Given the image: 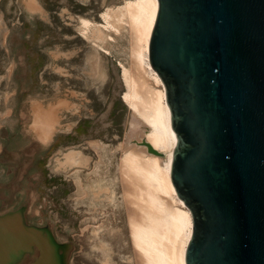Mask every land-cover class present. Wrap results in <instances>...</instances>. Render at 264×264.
<instances>
[{
    "label": "water",
    "instance_id": "obj_1",
    "mask_svg": "<svg viewBox=\"0 0 264 264\" xmlns=\"http://www.w3.org/2000/svg\"><path fill=\"white\" fill-rule=\"evenodd\" d=\"M150 62L191 210L187 264H264V0H158Z\"/></svg>",
    "mask_w": 264,
    "mask_h": 264
},
{
    "label": "rangeland",
    "instance_id": "obj_2",
    "mask_svg": "<svg viewBox=\"0 0 264 264\" xmlns=\"http://www.w3.org/2000/svg\"><path fill=\"white\" fill-rule=\"evenodd\" d=\"M118 1L0 0V221L19 220L25 231L50 241L56 257H65L66 264H104L85 230V219L96 214L74 205L76 189L65 154L73 147L95 160L89 142L99 140L114 148L124 142L131 127L119 60L115 53L85 42L76 28L80 17L100 21L104 6ZM88 57L101 59L99 87L86 74L91 73ZM59 91L63 98L68 92L77 95L73 102L78 103L79 114L63 123H71V132L41 142L39 134L53 127ZM61 147L64 154L59 160ZM88 168L81 171L85 174ZM117 198L115 215L103 210L96 218L111 220L113 232L121 231L119 241L111 237L114 264H134L129 260L133 246L127 211L120 194ZM21 240L15 256L3 264H15L28 247L37 245ZM28 264L36 261L29 257Z\"/></svg>",
    "mask_w": 264,
    "mask_h": 264
},
{
    "label": "bare ground",
    "instance_id": "obj_3",
    "mask_svg": "<svg viewBox=\"0 0 264 264\" xmlns=\"http://www.w3.org/2000/svg\"><path fill=\"white\" fill-rule=\"evenodd\" d=\"M104 7L100 21L80 17L76 28L85 42L115 53L119 60L125 85L123 100L131 114V127L125 133L124 142L114 148L99 140L89 142L95 160L73 147L68 149L66 163L71 167L76 189L72 201L76 207L86 206L91 215L94 212L99 216L97 213L103 210L115 215L120 194L133 246L129 260L134 264H187L194 220L172 181L177 142L170 127L164 83L150 62V42L159 2L119 0ZM87 64L91 73L86 74L95 78L92 85L99 87L103 79L101 59L88 57ZM74 98L77 95L71 92L64 98L60 91L56 93L53 129H47L43 135L37 132L39 141L44 142L49 136L50 141H55L60 133L73 130L71 123H63L68 117L79 114ZM63 149L59 148V160ZM87 166L88 172L84 174L81 170ZM96 215L85 219V230L91 233L89 237L93 248L99 251V259L104 264H114L111 237L119 241L121 231L113 232L112 221L97 220ZM25 230V224L19 225V220L0 221V245L2 242L5 247L0 250V264L15 256L23 242L21 237L37 245L28 247L26 256L15 264L20 261V264H28L29 257L36 264H66L65 257H56L50 241L40 240L35 233Z\"/></svg>",
    "mask_w": 264,
    "mask_h": 264
}]
</instances>
